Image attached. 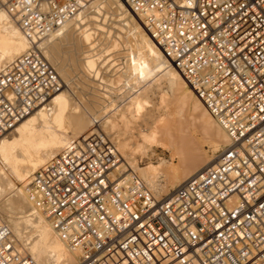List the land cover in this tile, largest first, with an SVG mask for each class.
I'll use <instances>...</instances> for the list:
<instances>
[{
  "label": "built area",
  "instance_id": "1",
  "mask_svg": "<svg viewBox=\"0 0 264 264\" xmlns=\"http://www.w3.org/2000/svg\"><path fill=\"white\" fill-rule=\"evenodd\" d=\"M93 0H0L31 48L0 72V137L61 91L42 41ZM226 131L159 199L96 127L34 174L35 207L78 264H264V0H122ZM0 264H39L0 220Z\"/></svg>",
  "mask_w": 264,
  "mask_h": 264
},
{
  "label": "bare ground",
  "instance_id": "2",
  "mask_svg": "<svg viewBox=\"0 0 264 264\" xmlns=\"http://www.w3.org/2000/svg\"><path fill=\"white\" fill-rule=\"evenodd\" d=\"M93 8L92 26L87 24L86 18L91 15L87 11ZM110 19L121 29L127 28L126 42L130 45V53L117 76V83L124 82L125 86L134 89L146 81L156 82L162 78L172 96L162 93L161 103L171 110H163L158 116L155 111L144 114L142 109L150 95L144 93L145 89L141 90V85L135 90L139 93L125 108L109 110L116 101L109 100L108 95L101 104H91L72 85L69 78L72 70L60 69L63 63L59 53L63 52L70 57L67 58L70 63L79 60L83 78L103 83L99 59L105 46L101 39L105 37L106 22ZM17 23L6 11H0V72L32 46ZM116 40L111 43L114 48L119 47ZM42 47L46 58L61 75L64 86L49 103L35 108L0 137V211L15 221L18 228L10 226L22 253L30 254L39 264H78V252L67 245L29 196L28 186L37 171L100 126L115 140L124 170L136 172L155 196L162 199L200 169L214 163L218 153L228 144L229 137L202 100L188 87L179 70L164 56L141 19L122 0H93L79 10L74 19L43 39ZM133 81L138 85H132ZM201 133L210 137L209 142ZM205 142L209 144L208 149L203 146ZM155 146L164 148L169 156L146 163L136 159V153L149 154ZM25 208L31 209L26 217L21 214ZM25 231L27 234L22 236Z\"/></svg>",
  "mask_w": 264,
  "mask_h": 264
},
{
  "label": "rangeland",
  "instance_id": "3",
  "mask_svg": "<svg viewBox=\"0 0 264 264\" xmlns=\"http://www.w3.org/2000/svg\"><path fill=\"white\" fill-rule=\"evenodd\" d=\"M87 12H88V14H91V15H89V17L86 18L87 24L89 23L90 25L93 26L94 24L91 23L92 22L91 16L93 15L92 13L94 12V8L90 12L89 11H87ZM123 28L124 29H121V27H119L117 22L115 23L113 19H110V20H108V22H106V30L104 31L105 37H103L104 39L103 38L101 39V43H104L103 45L105 46V49L101 50L102 56L99 59L101 61L102 75H103L104 80H105L103 83H101L102 85L100 83L98 84L96 81H91L90 79L83 78L84 71H83L81 65H78L79 60H76L77 64L75 62L70 63L69 61H71V60H68V59H70V57H68V55L65 56L66 53H63V52L59 53V56L61 55L59 58L62 60L61 63H63V65L61 66L60 69L65 71L66 68H69L72 70V71H70L71 76L69 77V78H71L70 80L72 82V85H75L77 87L79 93L81 95L83 93V95H82L83 99L86 100L87 102L91 103V104H93V103L101 104L103 101L106 100V98H108L105 95H108V96H110L108 98L109 100L112 99V100L116 101L115 106H113L109 110H118L121 108H125L128 105H130L131 99L139 93V92L138 93L135 92V90L142 87L141 90L145 89L144 93L145 94L147 93L148 96L150 95L149 101L144 105V107L142 109L144 114L148 113L149 111H155L157 113L156 116H158V114H161L163 112V110H169V109L171 110V108H169V106H168V108H169L168 109L164 106V104L161 103L160 96L162 93L167 92V95H170V97L172 96V94H171L172 92H169L171 90L169 88H167V85L162 80V78L158 79L156 82H152V80H151L150 82L146 81L145 83H141L140 84L141 87H140V85H138V83L133 81L132 85L135 86L137 84L139 86V87L133 86L134 89H132V86L131 87L125 86L124 82H121V83L118 82L117 83V76L120 74V70L123 68L124 62H126L127 56L130 53V49H129L130 45L126 42V34H127L126 29L127 28L126 27H123ZM62 34L66 35V32H63ZM63 39L66 40V38L64 36H63ZM114 39H117L116 42L119 43L118 48H114V46L111 45V43L114 41ZM76 59H77V56H76ZM56 63L60 66V62L58 63V61H57ZM62 67H64V68H62ZM153 81H155V80H153ZM121 85L123 88L121 87ZM119 89H120V91H119ZM100 97H104V98H100ZM98 100H100V101L97 102ZM159 100H160V102H159ZM186 110H189V109L186 108ZM151 124H152V122H151ZM201 136L205 137L204 134H202V133H201ZM206 136H208V135H206ZM205 138H206V141L209 142L210 137H208V138L205 137ZM129 140L133 141L132 137H129ZM208 142H205L203 144L205 149L209 148ZM154 148H155V150L150 151V152H152L151 154H150V152H149V154H142V153L140 154V152L136 153L135 154L137 156L136 159L138 158L137 160L140 161V163H146L149 160L157 161V159L159 157H168L169 156V153L164 148H162L160 146H155ZM156 154L159 156H157ZM142 156H145V157H142ZM153 156H154V158H153ZM142 159H144V160H142ZM25 209H26V211H25ZM25 209L22 212H24L26 215H24V213H21V214L26 217L27 214L30 213L31 209L30 208H25ZM3 214L4 213H2L0 211V216H1L0 220H4V221L8 222L9 224H12L13 227H15V229H17L18 227L16 226L15 221L13 219L11 220L10 217H8L7 215H3ZM21 214H19L17 216H20ZM27 218H29V217H27ZM26 232L27 231H25V233H22V236H25V234H27ZM19 233L21 234V232H19Z\"/></svg>",
  "mask_w": 264,
  "mask_h": 264
}]
</instances>
